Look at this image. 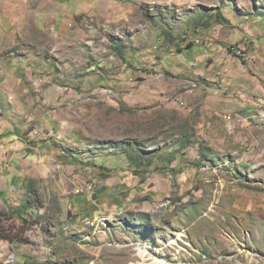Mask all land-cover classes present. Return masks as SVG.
I'll return each mask as SVG.
<instances>
[{
	"label": "rangeland",
	"instance_id": "1",
	"mask_svg": "<svg viewBox=\"0 0 264 264\" xmlns=\"http://www.w3.org/2000/svg\"><path fill=\"white\" fill-rule=\"evenodd\" d=\"M12 12L0 115L37 167L13 159L0 264H132L141 247L264 264V0H0ZM216 56L257 76L252 107L205 111L199 79L160 65Z\"/></svg>",
	"mask_w": 264,
	"mask_h": 264
},
{
	"label": "crops",
	"instance_id": "2",
	"mask_svg": "<svg viewBox=\"0 0 264 264\" xmlns=\"http://www.w3.org/2000/svg\"><path fill=\"white\" fill-rule=\"evenodd\" d=\"M15 11V10H13ZM8 13L0 21V30H8L14 23H19L20 13L13 14ZM13 14L12 16H9ZM64 22H67V18ZM226 58V59H225ZM194 57L181 58L175 57L169 61H165L162 67L173 71L176 74V80H185L188 78H198L199 87L193 90L194 95H200L201 92L205 94L203 99V108L212 110L227 109H247L252 107L254 102L251 100L253 96L250 95L252 88H257V76H248L244 72L233 69L231 63H227L229 60L227 57H213L210 65H203V59L197 60L200 63L199 67H192L190 62L194 60ZM193 63V61H192ZM159 65V66H160ZM219 69H224L225 73L221 78H216L215 74ZM232 95V98L229 96ZM257 97V96H256ZM4 97L0 95V108L4 105ZM11 124L7 122L4 115H0V210L8 211L12 209V205L16 203V193L19 191V187L12 184L14 175H20L19 164L14 165L13 159L17 158L21 154L27 155L29 165L36 169L37 153L31 150L27 151L28 146L22 137L11 132ZM9 181L6 182L7 177ZM19 179V176H18ZM11 239V238H10ZM9 242V241H8ZM11 243H8V247ZM13 246L19 247L13 242ZM7 244L5 242L0 243V253H6Z\"/></svg>",
	"mask_w": 264,
	"mask_h": 264
},
{
	"label": "bare ground",
	"instance_id": "3",
	"mask_svg": "<svg viewBox=\"0 0 264 264\" xmlns=\"http://www.w3.org/2000/svg\"><path fill=\"white\" fill-rule=\"evenodd\" d=\"M151 250V249H150ZM138 252L141 256V260L137 261V262H133L132 264H149L147 261L148 258H146V256L148 255L149 251L147 250V248H138ZM156 253V252H155ZM153 256V255H152ZM158 256V255H157ZM156 255L154 256V260L152 262V264H165L164 259L157 257ZM151 257V256H150ZM151 259V258H150Z\"/></svg>",
	"mask_w": 264,
	"mask_h": 264
},
{
	"label": "built area",
	"instance_id": "4",
	"mask_svg": "<svg viewBox=\"0 0 264 264\" xmlns=\"http://www.w3.org/2000/svg\"><path fill=\"white\" fill-rule=\"evenodd\" d=\"M220 75H221V73H218V74H217L218 77H219ZM194 86H195V84H194Z\"/></svg>",
	"mask_w": 264,
	"mask_h": 264
}]
</instances>
